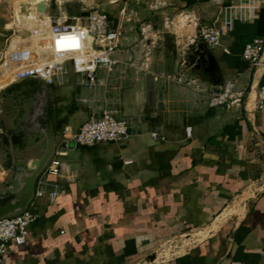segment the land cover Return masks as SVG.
<instances>
[{"label": "crops", "instance_id": "obj_1", "mask_svg": "<svg viewBox=\"0 0 264 264\" xmlns=\"http://www.w3.org/2000/svg\"><path fill=\"white\" fill-rule=\"evenodd\" d=\"M96 6L120 31L117 63L93 87L72 70L52 85L60 174L44 175L26 242L9 243L4 264H264V52L259 66L242 58L245 44L264 37V0ZM25 15L42 28L34 11ZM210 24L222 31L205 48L220 79L185 64ZM31 33L17 35L6 56ZM8 42L0 25V60ZM224 89L235 100L211 106ZM105 108L130 120L126 139L72 140Z\"/></svg>", "mask_w": 264, "mask_h": 264}, {"label": "built area", "instance_id": "obj_2", "mask_svg": "<svg viewBox=\"0 0 264 264\" xmlns=\"http://www.w3.org/2000/svg\"><path fill=\"white\" fill-rule=\"evenodd\" d=\"M221 34L222 31L215 25H203L199 38L208 46H213L218 43ZM15 37L9 39L0 61V74L2 78L9 80L7 84L39 79L48 86H52L61 82L63 77L72 70L85 80L86 85L93 87L97 82L98 72L101 69L110 72L117 63L113 54L119 47L120 31L113 26L109 16L98 6L90 7L83 15L76 17L49 16L46 38L41 40V37L36 36L33 40L24 43L29 45V49L26 48L25 51L34 56L31 61L23 57L16 59L17 54L23 56L22 48L6 56L8 48L11 47L13 40H16ZM65 38L69 40L68 44L64 42L60 44L59 42ZM42 42L47 45V54H43ZM263 52L264 37L262 36L244 45L242 58L250 66H259L262 64ZM233 100L235 99L232 91L224 89L213 93L209 104L222 106ZM263 106L264 85L258 90L257 104L259 109ZM130 126V120L118 117L114 110L105 108L99 115L86 120L71 138L80 145L120 141L129 136ZM57 154V152L53 153L49 163L38 177L35 197L44 194V190L40 189L44 175L58 176L60 174L61 163L56 157ZM50 195L54 199L58 193L53 191ZM35 219L36 216L30 209L17 216L0 218V264H4L3 260L8 252L9 243L21 245L26 242L29 228ZM231 264L241 263L232 262Z\"/></svg>", "mask_w": 264, "mask_h": 264}, {"label": "rangeland", "instance_id": "obj_3", "mask_svg": "<svg viewBox=\"0 0 264 264\" xmlns=\"http://www.w3.org/2000/svg\"><path fill=\"white\" fill-rule=\"evenodd\" d=\"M108 1L109 0H44V2L48 3L50 6L49 14L66 17L80 15L83 11L84 5L87 6V8H90L98 4L107 3ZM33 2L34 0H0V25L6 28L9 39L17 35L21 38L27 39L31 32V35L34 38L36 36L41 37V40L46 38V33L48 31V10L35 11V4ZM31 11L35 12V21H37V24L41 23L43 25L42 28H37L36 30L34 26L35 24L27 21L25 14H30ZM43 30L46 32H42ZM45 44L46 43L42 42L41 46L43 47ZM22 45L21 48L23 54H21L23 56L17 54L16 59L23 57L30 59L29 61H31L34 56L27 53L28 51H25L26 48L29 49V45ZM3 79L4 78H2L0 74V87H2L0 89V126L6 129V131L15 130L14 132L17 134L23 147L20 150H14L10 147L9 150L3 151L0 146V199L5 195L7 196L4 188L5 185H7L6 180H8L17 169V165L36 154L35 147L29 145L28 148L26 145L28 134L23 133L21 128H18V124L22 125V123H24L23 118L25 111L26 113L28 112L29 115L32 114L33 110L31 109L33 107L30 105L33 102V99L27 92L32 90L33 85L27 83L7 84L8 81H3ZM50 91L53 101V86H50ZM21 111L22 114L20 115ZM26 126H28V123H26ZM8 164L10 165L9 169L6 168Z\"/></svg>", "mask_w": 264, "mask_h": 264}, {"label": "water", "instance_id": "obj_4", "mask_svg": "<svg viewBox=\"0 0 264 264\" xmlns=\"http://www.w3.org/2000/svg\"><path fill=\"white\" fill-rule=\"evenodd\" d=\"M37 9L46 11L47 3L39 2ZM205 48L207 44L201 42L197 44L196 50H186L185 64L195 65L197 68L203 67L213 76L212 78L220 79L221 74L217 66L213 65L215 64L214 58L205 51ZM17 83L33 85L29 92L33 99L30 105L34 108L33 113L30 116L27 115V119L21 125V130L28 134L27 143L25 142L27 147L29 148V145L35 147L36 154L19 163L17 169L6 180L7 185L4 188L8 197L0 203V218L17 216L30 208L35 197L37 179L49 163L54 151L56 114L50 86L39 79H27Z\"/></svg>", "mask_w": 264, "mask_h": 264}, {"label": "flooded vegetation", "instance_id": "obj_5", "mask_svg": "<svg viewBox=\"0 0 264 264\" xmlns=\"http://www.w3.org/2000/svg\"><path fill=\"white\" fill-rule=\"evenodd\" d=\"M27 93H29V92H27ZM29 96H30V94H29ZM31 110H33V108ZM31 110H30V112H31ZM32 113H33V111H32ZM21 114H22V111H21L20 115ZM27 115H28V112L26 113V111H25V115H24L23 120L27 119L26 118ZM18 128L19 129L21 128V124H18ZM14 131L15 130L6 131V129H4L3 127L0 126V146L2 147L3 151L9 150L10 147H12L14 150L22 149L23 146H22L21 142L19 141L17 134ZM7 154L9 155L8 152H7ZM6 168L9 169L10 165L8 164ZM7 197L8 196L5 195L4 199L1 198L0 203L2 201H4L5 199H7Z\"/></svg>", "mask_w": 264, "mask_h": 264}, {"label": "bare ground", "instance_id": "obj_6", "mask_svg": "<svg viewBox=\"0 0 264 264\" xmlns=\"http://www.w3.org/2000/svg\"><path fill=\"white\" fill-rule=\"evenodd\" d=\"M35 23H36V22H35ZM46 34H47V33H46ZM68 41H69V40H67V39L65 38V39L61 40L59 43L61 44V43L64 42V43L68 44ZM47 52H48V51H47V49H46L45 54H47ZM3 81H9V80H6V79L4 78Z\"/></svg>", "mask_w": 264, "mask_h": 264}]
</instances>
